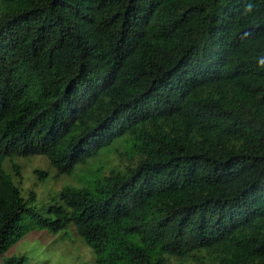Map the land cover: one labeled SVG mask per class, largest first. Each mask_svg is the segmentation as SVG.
Returning a JSON list of instances; mask_svg holds the SVG:
<instances>
[{
    "label": "trees",
    "instance_id": "16d2710c",
    "mask_svg": "<svg viewBox=\"0 0 264 264\" xmlns=\"http://www.w3.org/2000/svg\"><path fill=\"white\" fill-rule=\"evenodd\" d=\"M35 155L80 184L37 206ZM26 220L96 264H264V0H0V253Z\"/></svg>",
    "mask_w": 264,
    "mask_h": 264
},
{
    "label": "rangeland",
    "instance_id": "374dc122",
    "mask_svg": "<svg viewBox=\"0 0 264 264\" xmlns=\"http://www.w3.org/2000/svg\"><path fill=\"white\" fill-rule=\"evenodd\" d=\"M22 167V181L19 182L23 194L27 197L31 191L38 195L37 206L45 205L48 200L59 193L67 184H80L78 169L74 175H56V169L45 156L35 155L25 158H17ZM6 167L13 172L11 163ZM37 170L47 171L45 177ZM18 182L17 178H15ZM26 229L20 238L0 253V263L5 257L17 255L25 257L24 264H96V254L77 233L74 225L66 230L55 232L41 228L38 225L25 221ZM172 264H179L178 260H172Z\"/></svg>",
    "mask_w": 264,
    "mask_h": 264
}]
</instances>
